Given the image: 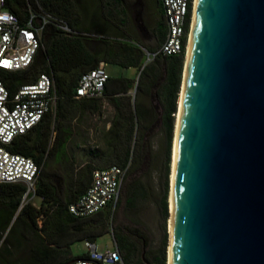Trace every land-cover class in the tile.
Masks as SVG:
<instances>
[{"label":"trees","instance_id":"16d2710c","mask_svg":"<svg viewBox=\"0 0 264 264\" xmlns=\"http://www.w3.org/2000/svg\"><path fill=\"white\" fill-rule=\"evenodd\" d=\"M64 1L67 0H6V9L20 22L26 20L29 9L36 10L41 5L44 10L64 20L78 35H65L55 26L48 25L41 38V47L29 68L17 72L0 70V80L10 94L21 85L35 82L39 74H47L53 81V91L57 96L55 110L48 112L26 134L15 138L8 148L10 153L30 158L36 164L35 194L41 202L37 208L31 203L21 205L25 187L0 183V239L8 233L30 249L28 258L4 261L2 264H68L85 259L84 253L72 254L71 247L77 242L94 243L108 233L105 216L109 207L79 219L69 214L68 206L84 194L90 185L92 172L101 166L127 168L121 185L126 206L133 204L139 192L150 195L152 181L149 173L137 175L149 155V148L144 143L146 132L156 119L155 109L145 105L144 96L149 98L154 94L160 107L168 137V173L185 42L180 55L159 56L145 64L144 48L124 37L112 39L113 36H109L114 31L112 24L97 12L88 13L87 32L82 28L85 23L78 26L80 22L73 20ZM108 1L112 3L111 8L119 6L117 0ZM101 19L105 21L101 22ZM161 19L164 26L162 15ZM80 29L87 36L80 35ZM164 33L163 27L162 41ZM101 62L121 69H136L138 74L133 77L108 75L102 97L120 95L110 99L115 114L109 130L102 137L103 148L98 151L97 160L79 163L67 152L71 135L67 122L77 110L74 97L80 77ZM129 92L133 93V100ZM101 98L88 100L87 111L99 109ZM166 198L167 185L162 200L165 217ZM118 200L114 208H117ZM113 237L125 264H144L141 259L143 248L148 263L166 262V238L162 247L155 250L145 246L141 239L142 250L138 257L135 244L138 236L135 233L128 229H116Z\"/></svg>","mask_w":264,"mask_h":264},{"label":"water","instance_id":"95a60500","mask_svg":"<svg viewBox=\"0 0 264 264\" xmlns=\"http://www.w3.org/2000/svg\"><path fill=\"white\" fill-rule=\"evenodd\" d=\"M190 32L169 264H264V0H195Z\"/></svg>","mask_w":264,"mask_h":264},{"label":"built area","instance_id":"2783aa9c","mask_svg":"<svg viewBox=\"0 0 264 264\" xmlns=\"http://www.w3.org/2000/svg\"><path fill=\"white\" fill-rule=\"evenodd\" d=\"M159 2L164 20V38L155 51L142 49L145 64L159 56L180 55L188 27L191 28L194 0ZM48 25L55 26L65 35H78L64 20L39 6L36 10L29 9L26 20L20 22L6 9V0H0V70L17 72L29 68L41 47V38ZM107 79L105 65H98L80 77L75 98H101ZM56 99L53 81L47 74H39L35 82L19 86L13 94L0 80V183L25 187L21 205L34 199L41 202L35 194L38 168L32 159L10 153L8 148L15 138L26 134L51 111ZM126 172L127 168L117 166L94 170L84 194L68 206L69 214L82 219L115 206ZM83 244L86 258L68 264H125L116 245L114 249L100 250L95 242L84 241Z\"/></svg>","mask_w":264,"mask_h":264},{"label":"rangeland","instance_id":"374dc122","mask_svg":"<svg viewBox=\"0 0 264 264\" xmlns=\"http://www.w3.org/2000/svg\"><path fill=\"white\" fill-rule=\"evenodd\" d=\"M108 0H67L64 4L67 5L68 13L72 15L73 20L80 22L78 26L85 23L82 27L86 29V25L89 23L88 13L97 12L99 16H102L107 20L109 24H112L114 31L109 35L113 38H126L132 44L144 48L147 52L155 51L162 42V19L160 17V9L157 5V0H140L136 10L138 12L137 21L147 26V31L145 35L142 36L138 30L136 23L133 21V13H126L120 6H117L114 11H112V3L107 2ZM69 4V5H68ZM63 7V6H62ZM40 8L44 10L41 5ZM86 13H85V12ZM193 11V8H192ZM191 11V18H192ZM53 15L55 13L48 12ZM88 16H86V15ZM57 15V14H56ZM54 16V15H53ZM56 17V16H55ZM140 20V21H139ZM190 27L186 34V41L183 53V66L186 56V49L188 44V37L190 35ZM80 35L87 36L85 31L80 29ZM113 41V40H112ZM115 47V46H114ZM116 48V47H115ZM117 51V50H115ZM145 55V53H144ZM145 62V59H144ZM183 66L181 72V82L183 75ZM105 71L110 77L115 76H137L138 70L131 69L129 72L126 69H121L113 65H106ZM137 80V79H136ZM55 84V78H54ZM181 86V83H180ZM147 107H151L156 114V119L153 124L149 127L146 132L144 143L149 148V155L145 160L140 172H148L152 181L150 195H143L139 192L134 199L133 204L130 206L125 205V199L123 195V187L120 191V196L118 200L117 208L110 206L106 210V223L108 227V233L100 238H98L95 243L98 249H114L117 246L113 232L116 229H128L135 233L138 238L136 240L137 245V256L141 254V239L144 240V245L148 246L149 249H158L163 245V241L166 238V262L167 264V251L169 244V232H168V221L170 217L169 213V203L168 197L170 192V175H171V161H172V143L174 138V125L171 137V149H170V160L168 165V173L166 172V162H167V149H168V137L165 127L163 126L160 107L158 106L156 97L154 94L149 96V98H142ZM111 119V114L107 110V107L102 109L100 116H87L85 121L82 123L86 132L81 133L80 140L83 142L79 145L77 151H82L84 156H87L88 152L95 148L96 144L99 143L100 133L103 134L105 130L106 123ZM174 116V123H175ZM99 139V140H98ZM96 142V143H95ZM102 141L100 142L99 148H103ZM74 148V146H70ZM75 148L69 153L76 151ZM79 154V153H77ZM80 156V155H78ZM80 158V157H78ZM76 161L83 162L82 159H77ZM167 185V214L165 217L163 210V196ZM34 205H39V200L34 199L30 201ZM39 227V226H38ZM23 242L17 240L14 236L5 233L0 239V264L4 261H15L19 259H26L30 254V249ZM72 254H81L85 251L83 242H77L72 247ZM145 252V248H143ZM125 261V260H124ZM17 264V263H16Z\"/></svg>","mask_w":264,"mask_h":264},{"label":"crops","instance_id":"0c3cea01","mask_svg":"<svg viewBox=\"0 0 264 264\" xmlns=\"http://www.w3.org/2000/svg\"><path fill=\"white\" fill-rule=\"evenodd\" d=\"M156 3H157V5H158V7L160 9V17H161L162 12H161V8H160V3L158 4V1ZM100 21L101 22H104L105 20L104 19H101ZM86 26H87L86 27V29H87L86 31L89 32L88 31L89 25L87 24ZM163 27L164 26H162V28ZM100 64H103V65L106 66V64L103 63V62L99 63V65ZM126 70L129 72L131 69H126ZM115 77H122V76H115ZM126 77H131V76H128L127 75ZM128 94H129V96L132 97V100H133V93L132 92H129ZM112 96L113 97H116V96L118 97L120 95H110L109 94V96L102 97L101 98V101H100V106H101L100 108L101 109L100 108L99 109H97V108L94 109L93 108V111L92 110L91 111H87V109L85 108V107L88 106V100H92V99H76L74 97V99L76 100V103H75L76 106L75 107L77 108V110L73 112V114L71 115V117L68 119V122H67V126H68L69 131H70V134H71L70 135V138L68 140V143H67V152H68L69 157H71V158H73L75 160L82 159L84 162L85 161H90L92 159L97 160V157L96 156L99 155L98 151L101 149V148H99V146H100V142L102 140L99 141V143L96 144L95 148H92L88 152L87 156H84V158L81 157V155H83L82 151L81 150H80V152L77 151L79 149V147H80L79 145H81L83 143L80 140L81 133L87 131L84 128V126L82 125V123L85 121V119H86L87 116H94V117L95 116H100L101 113H102V109H104L105 107H107V110L111 114V119L108 121V123H106L107 126H105V130H104L103 134L102 135H101V133L99 134L100 135V139H101L105 135V133L109 130V128L111 126V120L113 118V115L115 114L114 108H113V106L110 103V99L112 98ZM56 102H57V99H56ZM56 102L52 106L51 111L55 110ZM70 146H74L75 150L76 149L77 150L74 151L73 153H69V151L72 152V150L74 149V148H71ZM77 153H79V154H77ZM78 155H80V156H78ZM78 157H80V158H78ZM104 168H107V167L101 166L98 169H104Z\"/></svg>","mask_w":264,"mask_h":264},{"label":"bare ground","instance_id":"6f19581e","mask_svg":"<svg viewBox=\"0 0 264 264\" xmlns=\"http://www.w3.org/2000/svg\"><path fill=\"white\" fill-rule=\"evenodd\" d=\"M194 7H195V0L193 2L192 21H191L190 31L192 30ZM190 37H191V32H190V35L188 38L186 56H185V61H184V66H183L182 82H181L180 92H179V96H178L177 113L175 115L176 119H175V123H174V138H173V143H172V161H171V175H170V192H169V197H168L170 217H169V221H168L169 244H168V251H167V264H169V249H170V222H171V198H172L173 166H174V158H175V150H176V143H177V135H178V128H179V120H180V113H181L184 83H185V75H186V68H187Z\"/></svg>","mask_w":264,"mask_h":264},{"label":"flooded vegetation","instance_id":"af4514ba","mask_svg":"<svg viewBox=\"0 0 264 264\" xmlns=\"http://www.w3.org/2000/svg\"><path fill=\"white\" fill-rule=\"evenodd\" d=\"M139 1L140 0H117V2L119 3L118 5L123 9L124 12L133 13L132 19L136 23L135 25L138 27L140 34L144 36L145 31H147V26L143 25L141 22L138 23V12L135 11ZM115 8H111L112 11H114Z\"/></svg>","mask_w":264,"mask_h":264}]
</instances>
